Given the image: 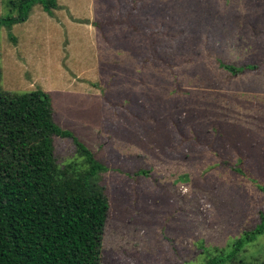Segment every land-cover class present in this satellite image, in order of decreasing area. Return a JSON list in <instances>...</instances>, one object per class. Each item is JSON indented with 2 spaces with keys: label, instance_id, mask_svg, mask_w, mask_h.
<instances>
[{
  "label": "rangeland",
  "instance_id": "374dc122",
  "mask_svg": "<svg viewBox=\"0 0 264 264\" xmlns=\"http://www.w3.org/2000/svg\"><path fill=\"white\" fill-rule=\"evenodd\" d=\"M57 2L0 26V87L46 90L104 165L102 264L226 252L264 212V0ZM51 144L85 166L72 137ZM223 264H264V231Z\"/></svg>",
  "mask_w": 264,
  "mask_h": 264
},
{
  "label": "trees",
  "instance_id": "16d2710c",
  "mask_svg": "<svg viewBox=\"0 0 264 264\" xmlns=\"http://www.w3.org/2000/svg\"><path fill=\"white\" fill-rule=\"evenodd\" d=\"M35 3L50 14L59 6L57 0H17L16 13L0 15V26L24 21ZM53 135L72 137L85 166H59ZM100 170L102 162L53 120L46 90L0 87V264H102L108 201ZM263 231L259 211L252 228L204 264L225 263Z\"/></svg>",
  "mask_w": 264,
  "mask_h": 264
}]
</instances>
